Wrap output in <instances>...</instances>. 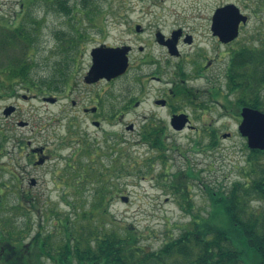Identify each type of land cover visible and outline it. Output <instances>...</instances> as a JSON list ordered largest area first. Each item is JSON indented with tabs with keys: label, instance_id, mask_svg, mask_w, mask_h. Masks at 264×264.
<instances>
[{
	"label": "rangeland",
	"instance_id": "rangeland-1",
	"mask_svg": "<svg viewBox=\"0 0 264 264\" xmlns=\"http://www.w3.org/2000/svg\"><path fill=\"white\" fill-rule=\"evenodd\" d=\"M154 1L64 0L67 5L64 7L55 0H0V68H16V64L18 69L15 71L21 69L27 80L35 84V92L28 94L14 80L13 87L9 88L11 82L8 83L0 74L1 83L6 85V90L0 92V132L4 133V140L0 139V143L5 146L0 153V183L8 187L0 196V231L10 232L15 240L26 235L23 243L27 245L36 232L46 235L57 230L53 234L57 233L58 220L65 217L73 219L76 209L93 211L97 200L93 189L98 188L99 183L87 184L80 194L74 195L58 182L59 172L80 139L89 142L95 158L104 162L112 160L110 151L114 148L116 141L112 140L115 139L122 142H118L119 149L124 150L126 146L133 155L144 159L133 174L127 170L123 177L112 181L110 185L119 187V192L109 187L102 191L103 195L99 193L98 198L110 193L107 213L103 216L105 224L115 222L113 226L119 229L129 227L142 235L140 244L153 250L158 249L162 242L176 238L182 227L189 223L191 215L208 212L210 205L207 194L203 192L205 186L216 190L221 185L224 187L223 196H227L230 185L248 182L258 175L260 169L254 168L252 174L248 172L250 159L257 162L254 166L264 169V154L251 155L246 140L237 130L238 112L230 103L235 104L242 91L234 88L236 81L230 82L233 76L230 79L225 77L228 56L210 64L209 70L203 73L204 78H197L198 72H194L200 65L198 59L171 62L165 49L155 43L156 31L167 34L181 26L194 38L190 46L181 47L183 55H189V52L191 55L201 52L206 57L221 55L224 52L222 47L214 51L216 43L209 34L207 16L219 4L229 2L241 10L246 11L247 7L251 11L247 6L251 5V0ZM249 16L238 41L233 44L235 50L232 55L243 49L261 48V45L264 52L263 0H254V11ZM136 23L142 28L147 27L140 36L132 31ZM7 25L16 26L11 30L12 27ZM100 44L131 45L134 52L130 66L127 74L116 81L87 86L83 77L90 66L89 51ZM139 47L149 53L145 60L140 59ZM78 57V63H72ZM242 70L241 67L237 83L241 82ZM155 72L161 75L162 82L148 84L149 75ZM174 73L180 79H189L187 85L194 92L198 91L199 101L208 100L204 91L209 90L210 103L204 117L201 110L190 107L189 98L184 99V106L176 104L178 110L192 115L194 130H169L170 110L153 105L152 101L161 96L160 91L171 87L166 82L174 79ZM250 92L254 98V84ZM24 95L30 98L23 99ZM43 97H55L57 101L50 104L43 102ZM262 97L264 103V95ZM71 101H75V106ZM94 101L100 108L97 115H83L81 109L93 107ZM9 105L15 106L16 110L4 118V108ZM226 112L229 116L225 115ZM97 117L102 120L100 128L91 124V120ZM20 122L25 126H20ZM149 123L162 128L165 132L162 140L175 149L164 153L163 163L161 160L151 161L154 158L140 138L141 127ZM215 138H218L217 144L216 141L215 144L211 142ZM31 149L37 150L36 156ZM115 155L121 159L119 154ZM79 156L87 161L88 156L83 152ZM41 158L45 162L35 165ZM147 159H151L150 165L154 163L153 172L138 174L141 170L144 173ZM188 164L195 174L188 180L187 199L192 205L189 212L183 204L181 207V197L172 194L167 186L172 175L183 171ZM12 166L15 167L14 172ZM166 166L170 169L167 170ZM164 170L167 173L163 177L157 175ZM181 181L185 182L186 177H177V182ZM33 182L35 186H31ZM19 195L24 199L21 200L22 207L18 206ZM247 204L252 210L262 207L254 198H249ZM93 214L98 215V212ZM54 239L56 245L62 246L61 233ZM39 260L43 264H55L45 258Z\"/></svg>",
	"mask_w": 264,
	"mask_h": 264
},
{
	"label": "trees",
	"instance_id": "trees-1",
	"mask_svg": "<svg viewBox=\"0 0 264 264\" xmlns=\"http://www.w3.org/2000/svg\"><path fill=\"white\" fill-rule=\"evenodd\" d=\"M57 1L60 6L67 7L64 0H55ZM237 59H239L237 67H242L243 74L241 82L234 86V88H241L242 91V96L240 95L237 99L235 108L238 105L247 106L264 113L262 45L261 48L252 50L243 49ZM78 60L79 57L73 59L72 63L77 64ZM15 67L0 68V74L4 75L8 83L11 82L8 87H13L14 80L19 82L22 89L35 92V84L27 80L26 74L21 69L15 71L18 69L16 64ZM230 82L235 83L234 78ZM253 84L254 98H252L253 93L250 92ZM4 88H6L5 83L0 81V92H4L6 90ZM230 104L233 105V103ZM140 135L143 143L150 150L151 158H154L150 159L153 162L161 160L163 163L164 153L167 150L175 151L162 140L164 137L162 128L155 123L141 127ZM0 139L4 140L2 131ZM112 141H116L114 148L110 151L112 160L104 162L98 157L95 158L94 149L89 142L80 139L79 145L59 172L58 182L74 195L80 194L79 192L85 189L87 184H100L98 188L93 189V195L97 200L94 201L92 210L98 212V215L93 214V211L80 212L76 209L73 219L65 217L63 220H58L57 233L53 234L57 230H51L46 235L36 232L27 245L23 243V240L27 238L26 235L15 240L16 238L11 236L10 232L0 231V264H43L40 258L55 264H264V169L256 164L254 166L255 161L249 160L248 172L252 174L254 168L260 169L258 175L248 182L239 181L230 185L227 196H223L224 187L221 185L216 190L205 186L203 192L207 194L210 205L208 212L204 215H191L189 223L182 227L176 238L162 242L158 249L153 250L140 244L139 239L142 235L131 231L129 227L119 229L113 226L115 222L108 225L103 222V216L107 213L106 205L111 197L109 198V193L104 196L105 198L102 196L99 199V193L103 195L102 191L109 187L116 188L119 192V187L110 185L113 184L112 181L123 177L127 170L133 174L135 168L140 167V164L144 162L142 157L129 152L126 146L124 150L119 149L120 141L116 139ZM215 141L217 144L218 138L211 140L213 144ZM4 148L5 146L0 143V153L4 151ZM249 151L253 156L264 154L262 151ZM81 152L88 156L86 162L79 156ZM115 153L119 154L121 159L117 158ZM150 160H146L144 173L141 170L138 174L153 172L154 163L150 165ZM13 168L15 167L12 166V172L15 170ZM166 169L169 170V166H166ZM166 173L164 170L157 175L163 177ZM172 176L170 186L167 185L168 189L172 194L181 197V207L183 204L189 212L192 205L187 199L190 188L188 180L194 178V171L188 164L183 171ZM180 176H185L186 181L177 182V177ZM7 188L0 183V196ZM19 196L18 206L22 207L24 204L21 200L24 201V199L21 195ZM249 198H254L256 202L262 204V207L258 210L250 209L247 204ZM4 231L6 234H3ZM58 233L63 235V239L60 240L63 242L62 246L55 243L54 237Z\"/></svg>",
	"mask_w": 264,
	"mask_h": 264
},
{
	"label": "flooded vegetation",
	"instance_id": "flooded-vegetation-1",
	"mask_svg": "<svg viewBox=\"0 0 264 264\" xmlns=\"http://www.w3.org/2000/svg\"><path fill=\"white\" fill-rule=\"evenodd\" d=\"M156 1H158L159 3L163 2V0H155L154 2H156ZM229 3L234 4L232 2H229ZM229 3L219 4L215 9L210 11L209 15L207 16L208 17L207 26H208L209 34L215 40V43H216V47L214 48V51L219 50L217 47H219V48L222 47L224 49V52L221 55L217 54L214 57H206L201 52H197L196 54H192V55L189 52V55H183L181 47L187 46V45L190 46L192 44V42L194 41V38H193L192 34L185 32L181 26H178L177 28L171 29L167 34H161V33H159V31H156L155 32L156 33L155 34V43L161 49H165L167 59H169L171 62L176 61L177 63H181L183 61L189 62L191 60L198 59L200 65L195 67V72H194V74H196V72H198L196 74L197 78H204L203 73L209 70L210 64H212L214 61H218L220 58H224L225 56H228V64L226 66L227 71L225 73V77L228 79V78L233 76L232 78H234L236 80L235 77H237L239 74H241V72H239L240 68L237 67V66H239L238 65L239 59H237V58H239L241 51H237L234 55H232V53L235 50L233 44L236 41H238L241 29L248 23V20L250 19L249 14L254 11V0H251V5L247 4V6L251 7V11H248L247 7L245 8L246 11L241 10L240 8L237 7L240 15H244L246 17L247 22L245 24L243 22H240L238 25V31H237L236 38H234L230 42L224 43V42H221V40L219 39V37L217 35H214L213 30H212V24H213L212 20H213V17L215 15L216 11L218 9H220L221 7H223L224 5L229 4ZM234 5H236V4H234ZM140 12H143V9H141ZM146 30H147V27L142 28V26L138 23H136L132 26V31L135 32L136 34H138L139 36ZM170 44L173 46L171 49L169 48ZM120 46H128L129 47L127 56H128V61H130L132 58V54L134 52V48L131 45H120ZM138 51L140 54L142 53V57L140 58L141 60H145L146 57L149 56L148 55L149 53L143 51L142 47H139ZM89 58H90V56H89ZM193 65H196V64H193ZM193 65H192V69H193ZM129 66H130V64H129ZM126 74H124V75H126ZM173 75H174V77H173L174 79L172 81L166 82V84H170L171 87L167 88L166 90H161L160 91L161 96H159L158 98H156L152 101L155 108L170 110V113L168 116V126L171 123L172 116L178 115V114H185V112L183 110H178L177 105H176V104H179L180 106H184V103H183L184 99L189 98L191 100L189 103L192 105L190 107L192 109L198 108L199 110H201L202 113H204L203 117L206 116L205 112L207 111V107H209V103H210V96L208 94L209 90L204 91V93L207 94L206 97H208L207 98L208 100L206 102H205V99H202V101H199L200 97L197 98L199 95L198 91L194 92L191 89L192 87L187 85V82H189V79H180V77L175 76V73ZM182 75L183 74H181V76ZM120 78L121 77L113 79L109 82L105 81V80H99L97 82H89V80H87V81H83V82L87 86H93L94 84L102 83V82L111 83V82L116 81ZM162 80L163 79H162L161 75H159V74H157V72H155V73L149 75V78L147 79V83L148 84H160L162 82ZM179 80H180V83H179ZM174 87H175V89H174ZM196 93H198V94H196ZM93 103H94L93 108H96V109L92 110L91 109L92 107L88 108V107L84 106L81 109V111L83 112V115L84 114L89 115V112H93V113H91L92 116L97 115V113L100 109L99 104L96 101H94ZM71 104L73 106H75V101H71ZM136 104H138V102H136ZM235 105H234V108H235ZM89 109H91V110H89ZM187 116H188V121H189V125L187 127L189 129L194 130L195 126L193 125L192 115L188 114ZM152 117H153V121H156L155 117L154 116H152ZM93 121H97V126H98L100 121H102V120H100L99 117H97V118H93L91 120V123ZM169 130H170V127H169ZM33 155L36 156V154H33Z\"/></svg>",
	"mask_w": 264,
	"mask_h": 264
},
{
	"label": "water",
	"instance_id": "water-1",
	"mask_svg": "<svg viewBox=\"0 0 264 264\" xmlns=\"http://www.w3.org/2000/svg\"><path fill=\"white\" fill-rule=\"evenodd\" d=\"M246 18L240 15L233 5H227L218 9L213 17L212 30L221 42H230L237 36L238 25L245 22ZM173 46L170 44L169 48ZM128 48H95L91 51L92 64L87 78L94 82L99 79L110 80L122 75L127 68ZM14 107H8L3 111L5 116L11 114ZM242 118L238 131L247 141V146L252 150L264 151V113L249 107L241 109ZM187 119L185 115L174 116L171 126L175 130H181ZM23 125V123H20ZM41 152V150H39ZM43 161L41 158L37 163ZM34 183V182H33Z\"/></svg>",
	"mask_w": 264,
	"mask_h": 264
}]
</instances>
